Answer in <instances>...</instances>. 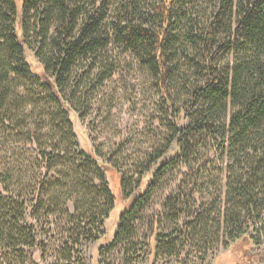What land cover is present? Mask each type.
I'll return each mask as SVG.
<instances>
[{
	"label": "trees",
	"instance_id": "1",
	"mask_svg": "<svg viewBox=\"0 0 264 264\" xmlns=\"http://www.w3.org/2000/svg\"><path fill=\"white\" fill-rule=\"evenodd\" d=\"M147 1L127 0L125 18L106 28L102 0H0V264L44 261L33 213H54L55 196H76L78 213L85 196L100 193L105 225L117 207L110 172L123 204L114 235L97 253L131 238L158 183L174 165L189 162L200 141L217 154L201 175L208 168L218 173L214 189L222 199L212 211L182 218L169 234L155 233L157 242L163 238L168 246L189 235L227 246L246 239L256 246L251 256L264 255V246L258 249L264 237V0H217L205 21L192 17L198 0H158L146 8ZM114 46L160 83L172 117L164 149L133 183L109 160L69 152L77 146L69 103L85 85L80 65L89 61L91 71ZM185 62L200 81L177 106L171 98L187 79ZM93 212L86 210L83 227Z\"/></svg>",
	"mask_w": 264,
	"mask_h": 264
},
{
	"label": "rangeland",
	"instance_id": "2",
	"mask_svg": "<svg viewBox=\"0 0 264 264\" xmlns=\"http://www.w3.org/2000/svg\"><path fill=\"white\" fill-rule=\"evenodd\" d=\"M102 1H105L106 28L125 18L127 0ZM151 3H158V0H148L146 8H150ZM217 6V0H198V13L194 15L199 16L192 17L205 21L213 16ZM226 57L220 59L221 67ZM28 61L35 68L31 57ZM183 64L187 79L182 80L171 98L177 106L186 101L187 89L200 81L198 71L189 62ZM89 66V61L80 65L82 69L78 74L84 73L85 85L69 103L68 118L77 142V146L70 147V155L75 156L80 150L92 152L97 160H109L133 183L138 173L164 149L170 137L171 111L161 93L160 83L120 47H110L91 71ZM213 148L200 141L189 162L176 164L168 170L133 222L132 237L114 248H102L99 254L98 248L106 245L114 235L118 208L123 204L113 172L108 174V181L118 208L111 211L105 225H100L103 218L98 215L102 203L100 193L85 196L86 201L80 203V207H85L78 213L73 212L71 202L76 196H55L54 213L48 216L33 213L37 217L33 224L46 246L41 264H264V255L251 256L250 250L256 246L246 239L224 246L180 235L165 246L167 241L160 238L157 242L155 238V233L169 234L177 225L182 226V218L194 211L209 212L218 207L222 199L216 196L214 189L218 173L208 168L201 175L202 166L217 155ZM93 202L97 204L95 209ZM86 210L94 212L88 217L89 225L83 227L82 217ZM103 229L105 233L101 234ZM258 244V249L264 246L263 236Z\"/></svg>",
	"mask_w": 264,
	"mask_h": 264
}]
</instances>
